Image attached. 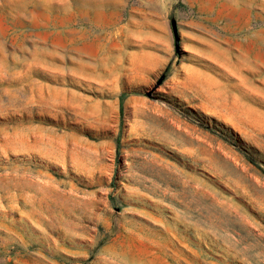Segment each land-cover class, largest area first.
Instances as JSON below:
<instances>
[{
	"label": "rangeland",
	"instance_id": "rangeland-1",
	"mask_svg": "<svg viewBox=\"0 0 264 264\" xmlns=\"http://www.w3.org/2000/svg\"><path fill=\"white\" fill-rule=\"evenodd\" d=\"M0 264H264V0H0Z\"/></svg>",
	"mask_w": 264,
	"mask_h": 264
},
{
	"label": "crops",
	"instance_id": "crops-1",
	"mask_svg": "<svg viewBox=\"0 0 264 264\" xmlns=\"http://www.w3.org/2000/svg\"><path fill=\"white\" fill-rule=\"evenodd\" d=\"M191 45H188L187 52L195 57L196 64L189 66L188 75L184 76V94L189 93L192 89L197 92V99L204 101L205 95H211L212 99L219 98L220 95H224L226 92L221 91V72H224L229 78H233L236 75L234 69L235 60L232 57V50L214 41L213 39L206 37L205 35L195 34L193 36ZM190 46V47H189ZM213 67L217 70V73L210 71L208 67L204 68L200 66ZM212 91H211V90ZM172 115V114H171ZM170 118L169 127L172 128V117ZM172 118V119H171ZM177 127H180L183 132L189 130L186 126V122L181 124L175 123ZM197 139H200L198 137ZM168 141H171V137H168ZM172 141L178 146V149L184 153V137L175 138ZM216 155L225 161H228L230 166L233 162L238 163V154L231 148L222 145L221 143L214 146Z\"/></svg>",
	"mask_w": 264,
	"mask_h": 264
},
{
	"label": "trees",
	"instance_id": "trees-1",
	"mask_svg": "<svg viewBox=\"0 0 264 264\" xmlns=\"http://www.w3.org/2000/svg\"><path fill=\"white\" fill-rule=\"evenodd\" d=\"M120 118H123V105L120 106ZM120 140H117V147H116V156L119 157L120 156Z\"/></svg>",
	"mask_w": 264,
	"mask_h": 264
},
{
	"label": "water",
	"instance_id": "water-1",
	"mask_svg": "<svg viewBox=\"0 0 264 264\" xmlns=\"http://www.w3.org/2000/svg\"><path fill=\"white\" fill-rule=\"evenodd\" d=\"M161 82H162V81H159V82H158V86H160Z\"/></svg>",
	"mask_w": 264,
	"mask_h": 264
}]
</instances>
